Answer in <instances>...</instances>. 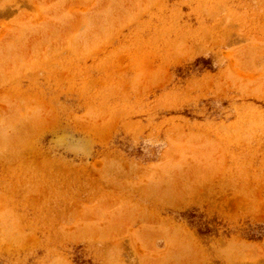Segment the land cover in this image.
I'll list each match as a JSON object with an SVG mask.
<instances>
[{
    "label": "rangeland",
    "instance_id": "374dc122",
    "mask_svg": "<svg viewBox=\"0 0 264 264\" xmlns=\"http://www.w3.org/2000/svg\"><path fill=\"white\" fill-rule=\"evenodd\" d=\"M0 264H264V0H0Z\"/></svg>",
    "mask_w": 264,
    "mask_h": 264
},
{
    "label": "trees",
    "instance_id": "16d2710c",
    "mask_svg": "<svg viewBox=\"0 0 264 264\" xmlns=\"http://www.w3.org/2000/svg\"><path fill=\"white\" fill-rule=\"evenodd\" d=\"M184 213V212H183ZM188 213V215L190 216V215H192V213H190V212H187ZM202 232H204V231H200L199 230V233H202Z\"/></svg>",
    "mask_w": 264,
    "mask_h": 264
}]
</instances>
